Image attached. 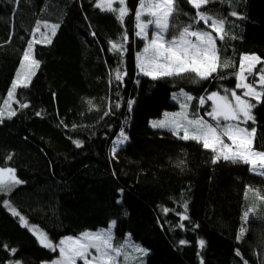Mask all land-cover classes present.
<instances>
[{
    "label": "trees",
    "instance_id": "16d2710c",
    "mask_svg": "<svg viewBox=\"0 0 264 264\" xmlns=\"http://www.w3.org/2000/svg\"><path fill=\"white\" fill-rule=\"evenodd\" d=\"M95 4L0 0V100L11 89L37 22L48 35L45 23L59 25L51 44L35 45L40 67L29 86L16 91V99L29 106L14 104L17 114L0 122V166L13 167L23 181L0 194V264H43L58 255L38 243L3 205L5 199L54 242L116 221L115 240L129 235L149 249L146 264H264V199L255 195L258 191L264 197V177L244 164H214L212 153L195 141L150 126L152 119L178 107L174 93L183 89L198 98L234 89L242 54L264 60V0H213L201 9L225 18L228 36L217 45L221 61L227 58L236 68L221 69L198 83L153 80L138 73L136 54L144 47L135 35L139 0H125L128 14L122 23ZM179 8L178 23H191L196 10L186 0H179ZM232 11L238 16H231ZM125 32L121 66L109 41H119ZM118 66L126 71L122 82L112 78ZM263 66L258 64L255 71ZM88 100L95 105L92 110ZM129 101H134L130 111ZM209 104L199 107L192 101L193 109L210 120L205 115ZM252 115L255 124L249 121L247 126L256 128L254 146L264 151V101ZM122 127L129 140L113 157L112 142ZM185 202L189 219L180 228L176 213L183 212ZM250 208L254 211L245 223L242 215ZM241 226L246 232L238 240ZM180 240L188 243L181 245ZM13 248L15 255L9 251Z\"/></svg>",
    "mask_w": 264,
    "mask_h": 264
},
{
    "label": "snow or ice",
    "instance_id": "6c2138e0",
    "mask_svg": "<svg viewBox=\"0 0 264 264\" xmlns=\"http://www.w3.org/2000/svg\"><path fill=\"white\" fill-rule=\"evenodd\" d=\"M194 8L195 15L191 17V23L179 24L177 16L179 14V0H139L138 10L135 13V35L144 41L142 51L137 52L136 61L138 73L148 76L153 80L163 78L189 79L192 82L208 80L221 69L229 67L236 68L227 58L221 61L220 48L217 40L223 42L228 36L226 30V20L202 11L213 0H186ZM119 5L115 7L114 5ZM95 6L102 12H110L117 16L122 23L128 14L125 0H96ZM187 15V13H185ZM231 16H238L232 11ZM203 23V28L196 25ZM48 29V33L40 32L41 24L37 22L32 39L28 42L27 49L22 55L20 69L16 78L7 93V97L0 100V122L7 117L11 119L15 116L16 110L12 104H18L21 108H26L27 103H21L16 99L18 88H27L31 83L32 76L40 67V61L35 59V45L51 44V36H54L58 24L43 25ZM152 35L149 38V30ZM39 33V37H37ZM95 35V33H93ZM234 39L235 37H231ZM128 37L125 32L119 41H109L110 51L119 57V64L123 65V56L127 51ZM258 64H264V60L255 54H242L235 76L237 83L234 89H223V94L213 91L207 96L194 97L190 93L181 89L173 94V99L179 104V111L165 112L161 119L150 121V126L154 129H161L170 132L180 140H192L200 144L203 149L212 153V163L228 161L233 164H244L249 167V171L255 175L264 177V151L257 150L254 146L256 128L247 127L249 121L255 124V117L252 109L264 101V67L255 71ZM126 71L118 66L114 70L113 79L122 82ZM249 77L252 80L249 81ZM223 79L224 77H220ZM237 90H242L237 95ZM198 101L199 107H204L210 103L209 110L205 113L209 119L199 114L198 111L190 112L191 102ZM89 110L95 105L91 100L87 101ZM134 101L128 102L129 111ZM119 108V103L116 104ZM111 112V106L105 111L107 116ZM41 115V113H36ZM211 121V122H210ZM61 123H63L61 121ZM127 123V121L125 122ZM75 127V125L73 126ZM129 140L124 128L122 127L112 142L111 153L115 157L117 151L122 148ZM77 147H82V142L74 141ZM12 157L8 156L7 160ZM180 163H183L181 161ZM16 170L11 167H0V194H8L15 187L22 184ZM251 191V189H249ZM122 192V190H121ZM255 195L260 197L257 191ZM247 198V192L245 193ZM120 201L118 200L117 203ZM13 216L19 217L24 227H29L28 221L10 204L9 201H2ZM183 212H177L180 217V228L184 227L182 221L188 220V204H183ZM167 214L169 209H163ZM172 211H175L174 209ZM254 211L250 208L242 215V220L246 223L249 215ZM116 221L106 229L98 231H85L78 236H67L58 242H53L47 233L33 226L30 230L37 236L38 243L53 252L58 251V258L51 264H121V258L127 260L129 253L128 245L115 240L112 227ZM246 232V228L241 226L237 239L240 240ZM181 245L188 243L180 240ZM203 239L198 241L200 248L205 246ZM4 247H7L6 245ZM134 251L146 255V250L139 245H131ZM15 255L17 250H9ZM238 256L242 254L237 250ZM14 264H21L17 260ZM244 264H248L245 260Z\"/></svg>",
    "mask_w": 264,
    "mask_h": 264
},
{
    "label": "rangeland",
    "instance_id": "374dc122",
    "mask_svg": "<svg viewBox=\"0 0 264 264\" xmlns=\"http://www.w3.org/2000/svg\"><path fill=\"white\" fill-rule=\"evenodd\" d=\"M151 35H152V31H151V29L149 30V38H151ZM257 67V66H256ZM264 67V66H263ZM249 81H251L252 80V77H249ZM242 91V90H241ZM221 94H223V93H221ZM239 94H241V92L240 93H237V95H239ZM176 101V100H175ZM177 102V101H176ZM211 103V102H210ZM14 104L15 103H13L12 104V107L14 108L15 106H14ZM209 106H210V104H209ZM15 109V108H14ZM180 109H179V104H178V107L177 108H175V109H171V110H166L165 112H176V111H179ZM164 112V113H165ZM190 112H196V110H194L193 109V105H192V102H191V108H190ZM199 112V114L200 115H202V116H204L200 111H198ZM163 117V115L161 116V117H159V118H155V119H152V120H156V119H161ZM205 119H207L206 117H205ZM151 120V121H152ZM211 122V121H210ZM248 127V126H247ZM249 128V127H248ZM249 129H251V128H249ZM0 167H3V166H0ZM11 168H13V167H11ZM5 200H7L8 201V199H5ZM28 224H29V229H31L33 226H35V225H33V224H31V223H29L28 222ZM111 225V224H110ZM109 225V226H110ZM108 226V227H109ZM37 229H39L37 226H35ZM107 227V228H108ZM101 229H106V228H100V229H94V230H86V231H98V230H101ZM39 230H41V229H39ZM114 230H115V226L114 227H112V232H113V234H114ZM31 231V230H30ZM42 231V230H41ZM32 233H33V231H31ZM83 233V232H82ZM34 234V233H33ZM81 234V233H80ZM35 235V234H34ZM36 236V235H35ZM70 236H73V237H75V236H78V235H70ZM37 237V236H36ZM67 237V236H66ZM53 241V240H52ZM54 242V241H53ZM120 243H122V244H124V243H126L127 245H128V248L126 249L127 250V252L129 253V255H128V258H127V260H124L123 258H121V264H146V259H145V256L150 252V250L149 249H147L146 247H144V246H142V245H140L139 243H136V242H134L133 240H131V238H130V236L128 235L127 237H125L124 239H122L121 241H120ZM139 245L141 248H143V249H145L146 250V255H142L141 253H139V252H136V251H134V249L131 247V245ZM59 255V254H58ZM58 255L53 259V260H55V259H57L58 258ZM53 260H51V261H44L43 262V264H51V262L53 261ZM15 261H17V260H14V261H11V262H9L8 264H14V262ZM21 264H25V263H23V262H21ZM77 264H80V262L78 261L77 262Z\"/></svg>",
    "mask_w": 264,
    "mask_h": 264
}]
</instances>
